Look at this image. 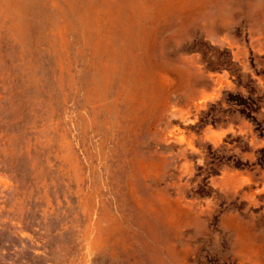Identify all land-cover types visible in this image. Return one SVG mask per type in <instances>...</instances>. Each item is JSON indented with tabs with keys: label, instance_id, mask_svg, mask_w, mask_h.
Segmentation results:
<instances>
[{
	"label": "rangeland",
	"instance_id": "obj_1",
	"mask_svg": "<svg viewBox=\"0 0 264 264\" xmlns=\"http://www.w3.org/2000/svg\"><path fill=\"white\" fill-rule=\"evenodd\" d=\"M0 264H264V0H0Z\"/></svg>",
	"mask_w": 264,
	"mask_h": 264
}]
</instances>
